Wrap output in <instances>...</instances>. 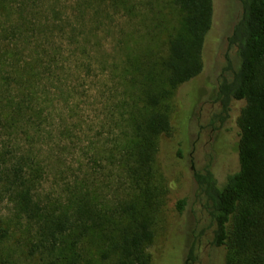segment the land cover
<instances>
[{"label":"trees","instance_id":"1","mask_svg":"<svg viewBox=\"0 0 264 264\" xmlns=\"http://www.w3.org/2000/svg\"><path fill=\"white\" fill-rule=\"evenodd\" d=\"M238 1L241 16L228 38L238 66L227 62L229 77L221 76L215 98L221 130L232 119V103L242 104L236 119L238 168L220 182L205 169L194 174V181L213 227L212 243L224 250L221 264H264V0ZM143 2L155 5L147 46L128 47L123 31L114 41V51L121 48V53L111 72L117 80L110 110H115L121 140L103 157L118 169L120 186L111 188L107 173L97 180L88 173L77 178L54 170L61 194L41 199L38 187L51 168L32 154L30 143L42 138L40 131L28 129L34 121L37 127L41 121L51 123L49 117L63 126H53L59 138L74 134L69 109L75 104L69 100L76 95L74 76L87 70L79 57L91 49L93 30L118 15L132 23ZM143 2L0 0V195L33 229L27 254L39 255L45 264H148L147 248L167 193L157 153L162 138L171 136L175 91L202 70L213 3ZM39 98L45 106L58 100L62 109L43 112L35 103ZM51 128L43 130V137ZM184 204V199L177 202L179 213ZM9 234L0 229V238Z\"/></svg>","mask_w":264,"mask_h":264},{"label":"rangeland","instance_id":"2","mask_svg":"<svg viewBox=\"0 0 264 264\" xmlns=\"http://www.w3.org/2000/svg\"><path fill=\"white\" fill-rule=\"evenodd\" d=\"M212 3V26L202 50V70L198 76L175 91L171 136L162 138L157 153V165L164 173L167 193L153 226V240L147 248L148 264H221L224 257V250L212 243L213 227L210 228L201 207L194 174L209 169L220 182L238 168L236 119L242 104L232 103V119L228 127L222 126L224 131L226 128L230 132L224 136L225 147H219L218 153L211 141L215 131L210 133L209 124L217 121L216 115L220 111L215 98L221 76L229 77L224 71L226 64L229 61L233 69L238 66L235 49L228 47V38L240 19L241 6L238 0H212ZM152 8L143 2L132 23L123 15H118L111 20H103L105 25H99L93 30L91 49L87 51L88 54L79 57L84 60L81 64L87 70L80 69L81 74L74 76L76 95L69 100V103L75 104V107L72 105L69 109L74 134L70 138H59L54 127L62 129L63 126H59L61 122L57 119L52 123L49 117L51 123L47 121L43 124L44 121H41L37 127L38 123L34 121L33 128L28 129L30 133L38 129L42 135L41 139L30 143L32 154L52 169H46L42 175L38 187L41 199L57 198L61 194V181L58 176H54V170H64L69 176L77 178H83L88 173L97 180L105 179L107 173L109 178L105 181H109V186H120L118 169L109 166L103 157L104 154L107 156L116 151L114 144L121 140V128L113 118L115 110H110L111 102H115L113 84L117 80L111 72L114 63L118 65L121 53V48L117 49V53L114 51V41L120 38L123 31L126 33L124 39L128 47L147 46L154 18ZM77 36L82 38L83 31H79ZM35 103L44 108L43 112L47 107L50 112L52 110L57 113L63 106L58 100L52 104L47 101L45 106L40 98ZM49 127H52L51 134H44L43 137V130ZM215 127L220 129L219 135L222 137L220 123L215 124ZM178 151L181 155H178ZM56 158L62 160L63 165L54 161ZM109 199L112 197L109 196ZM183 199L185 204L179 213L176 204ZM0 229L10 233L6 238H0V262L45 264L39 255L27 254L28 240H35L33 229L21 219L14 204L4 194L0 195Z\"/></svg>","mask_w":264,"mask_h":264},{"label":"flooded vegetation","instance_id":"3","mask_svg":"<svg viewBox=\"0 0 264 264\" xmlns=\"http://www.w3.org/2000/svg\"><path fill=\"white\" fill-rule=\"evenodd\" d=\"M218 123H219V120L217 118V121L215 123H213V121H211L210 124H209V126L211 127L210 133H212L213 131H215L214 138L211 141H212V145L217 150V153L219 152V147H225L224 136H226V133H227L226 131L221 130L222 131L221 132L222 133V137H220V135H219V132H220L219 131V128H216L215 127V124H218Z\"/></svg>","mask_w":264,"mask_h":264}]
</instances>
